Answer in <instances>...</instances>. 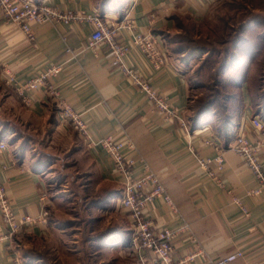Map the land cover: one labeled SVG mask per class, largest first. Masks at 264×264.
Instances as JSON below:
<instances>
[{
	"label": "crops",
	"instance_id": "obj_1",
	"mask_svg": "<svg viewBox=\"0 0 264 264\" xmlns=\"http://www.w3.org/2000/svg\"><path fill=\"white\" fill-rule=\"evenodd\" d=\"M218 2L50 0L61 10L97 14L110 27L133 22L137 32L158 37L168 59L161 69H155L136 47L131 31L122 29L117 34L132 48L128 62L180 110L182 119L189 123L188 130L179 120L168 123L157 114L145 94L105 57L106 46L88 48L95 28L91 22L35 24L34 37L30 38L0 12V69L7 67L24 81L51 66L62 67L52 79L54 90L42 88L32 93L29 104L0 78V143L6 144V149H0V184L6 188L17 218L40 217L44 210L50 211L47 224L38 223L18 233L11 234L6 224H0V264H14L15 258L26 264H107V258L114 254L117 261L127 258L129 264H142L130 248L131 220L120 203L124 180L115 172L106 151L90 148L64 119L65 105L80 115L92 139L114 135L131 140L136 145L131 155L136 174L148 166L158 175L176 209L163 198L156 199L150 216L156 228L179 230L175 260L192 256L188 264H216L242 251V257L226 264H264V195L252 193L257 187L254 175L243 158L229 148L238 135L259 144L264 171V106L253 97L246 73L240 87L242 108L230 114L234 119L229 128L216 126L210 116L193 129L192 86L184 71L186 63L174 54L179 52L170 42L179 20L201 21ZM254 118L261 119L262 129L253 125ZM204 126L210 128L205 130ZM212 138L218 147L206 143ZM62 139L68 141L69 160L82 169L69 174L74 178L70 183L77 193L74 199L81 201H69V219L63 216L66 207L59 205L66 190L61 189L64 185L56 178L55 169L62 160L58 156ZM219 152L225 158L220 174L224 187L217 185L199 162L213 159ZM216 167V163L210 165L211 170ZM1 216L0 210V220Z\"/></svg>",
	"mask_w": 264,
	"mask_h": 264
},
{
	"label": "built area",
	"instance_id": "obj_2",
	"mask_svg": "<svg viewBox=\"0 0 264 264\" xmlns=\"http://www.w3.org/2000/svg\"><path fill=\"white\" fill-rule=\"evenodd\" d=\"M0 12L4 19L20 26L21 30L30 38L34 37L33 25L45 23H70L71 21H88L94 25V31L89 39L88 48L95 50L99 46H106L105 57L112 62L130 81L131 85L144 93L147 100L152 103L154 110L165 122L171 123L179 120L186 130L189 123L182 119L180 110L171 106L166 96L152 86L149 79L137 68L133 67L128 58L132 53L130 45L117 38L122 29H128L133 34V42L145 55L155 69H161L168 63L164 48L161 47L159 38L153 34L137 32L133 22L120 23L110 27L97 14H82L74 10H61L52 5L50 0L37 3L35 0H0ZM1 66V65H0ZM62 71L60 65H54L43 69L37 75L24 81L18 80L10 69H0V78L7 85L14 86L23 102H31L32 93L46 88L52 92V79ZM62 116L69 121L85 139L90 148H103L113 162L115 172L124 180L123 196L120 200L121 207L127 212L132 225L131 246L132 252L142 264H188L192 256L175 260V240L179 230L167 226L156 228L151 218V211L156 199H164L168 205L173 206L172 199L167 194L166 188L158 175L148 166L142 174H136L135 159L131 156L136 152V145L131 140H123L114 135H109L98 140L92 139L88 132V126L80 115L69 105L62 108ZM253 125L262 129L260 118L252 120ZM205 130L210 128L204 126ZM206 143L219 146L215 138L207 139ZM229 148L236 151L244 160L250 172L257 181V187L252 191L255 195H264V171L260 156V145L253 143L244 135H238L230 142ZM0 149H6V144L0 143ZM202 168L208 171L212 180L224 187L220 174L224 171L225 158L219 152L215 158L199 159ZM216 163V170H211L210 165ZM242 211L248 214V210L236 199ZM0 210L2 213L0 224H6L11 234L21 232L29 226L47 224L48 213L43 211L40 217L22 216L17 218L13 213L6 188L0 184ZM153 254V258L149 257ZM243 256L242 251H237L218 261L216 264H226ZM14 264H26L21 258H15Z\"/></svg>",
	"mask_w": 264,
	"mask_h": 264
},
{
	"label": "rangeland",
	"instance_id": "obj_3",
	"mask_svg": "<svg viewBox=\"0 0 264 264\" xmlns=\"http://www.w3.org/2000/svg\"><path fill=\"white\" fill-rule=\"evenodd\" d=\"M176 29L170 35V42L172 49L179 52L174 54L186 63L184 71L192 86L190 115L195 116L199 109L214 103L210 116L214 118L216 126L223 127L226 115L236 114L242 108L240 87L246 73L250 76L253 97L264 106V0H220L203 20L182 18ZM254 103L257 105V102ZM230 117L232 123L233 115ZM72 129L81 136L74 126ZM59 142L58 156L62 160L55 166L56 178H60L64 185L61 189L66 190L62 192L59 205L66 207L63 216L69 219V201L81 202L74 199L77 193L70 185L74 183V178L69 174L82 169L69 160L66 153L68 141L62 139ZM51 188V192H55L53 188L57 186ZM71 193L73 196L69 195ZM46 211L48 220L50 211ZM116 257L115 254L110 255L106 263H131L127 258L117 261Z\"/></svg>",
	"mask_w": 264,
	"mask_h": 264
},
{
	"label": "trees",
	"instance_id": "obj_4",
	"mask_svg": "<svg viewBox=\"0 0 264 264\" xmlns=\"http://www.w3.org/2000/svg\"><path fill=\"white\" fill-rule=\"evenodd\" d=\"M240 77L242 78L243 76H240ZM213 106H214V103H210V104L205 105L201 109H199V111L196 113V115L193 116V118H192L193 129H197L198 126L201 123H203L211 115V110H212ZM225 122L226 123H224V125H223V127H221V129H224V128L227 129V128H229V125L232 124L230 115H226ZM230 138H231V136H230Z\"/></svg>",
	"mask_w": 264,
	"mask_h": 264
}]
</instances>
